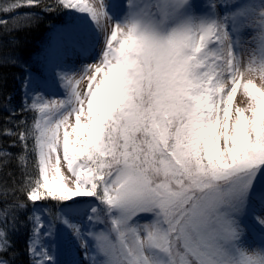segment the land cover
I'll use <instances>...</instances> for the list:
<instances>
[{
  "label": "snow or ice",
  "instance_id": "1",
  "mask_svg": "<svg viewBox=\"0 0 264 264\" xmlns=\"http://www.w3.org/2000/svg\"><path fill=\"white\" fill-rule=\"evenodd\" d=\"M41 3L0 0V49L37 16L20 9ZM55 8L84 19L59 29L49 50L71 42L94 62L51 64L62 98L32 88L19 112L7 108L0 264H15L20 228L31 264H264V0H55ZM11 66L24 68L31 88L30 67L0 51V67ZM26 112L30 122L16 120ZM13 160L19 182L6 171Z\"/></svg>",
  "mask_w": 264,
  "mask_h": 264
},
{
  "label": "trees",
  "instance_id": "2",
  "mask_svg": "<svg viewBox=\"0 0 264 264\" xmlns=\"http://www.w3.org/2000/svg\"><path fill=\"white\" fill-rule=\"evenodd\" d=\"M45 6H51L46 8ZM21 12L32 11L37 14L36 18L31 22L30 26L24 27L20 30L14 31L11 33V37L15 38V43L8 49H0V51H13L19 58L22 64H26L30 67L32 72L42 71V65L40 62L36 61L34 57L40 54L43 47H48L52 41V35L54 30L63 24L69 10L63 8H55V0H42L41 6L34 9H20ZM4 13H0V19H6ZM9 23V27H11ZM3 32V29H0V33ZM11 37L6 36L5 40L10 39ZM24 68L20 66H11V67H0V75H3L5 78L3 81V88L0 89V127L3 126L4 120L8 116V107H14L18 112L22 105L25 103V97L22 93V78L26 75ZM10 97V101L8 99ZM33 113L26 112L20 116L16 117V120L27 119L29 122L33 117ZM11 127L12 125H7ZM9 142L8 137L0 136V146L7 144ZM14 154H19L21 148L19 146L10 148ZM28 167H32V161L29 160ZM6 171H12L15 174L17 181L22 180L21 171L16 161L13 160L10 167ZM3 177V173L0 172V178ZM18 196L22 194L17 193ZM12 197H9L11 201ZM84 199H93L91 197H86ZM43 202V201H41ZM44 203V202H43ZM51 206V204H49ZM25 214H20V219L23 220ZM29 237V232L20 228L14 236L13 240L15 243V264H31V258L27 252V241Z\"/></svg>",
  "mask_w": 264,
  "mask_h": 264
},
{
  "label": "rangeland",
  "instance_id": "3",
  "mask_svg": "<svg viewBox=\"0 0 264 264\" xmlns=\"http://www.w3.org/2000/svg\"><path fill=\"white\" fill-rule=\"evenodd\" d=\"M122 2L126 3V0H122ZM67 19L66 21L61 24L60 26H58L53 34V40L51 41L50 44L53 43L54 38H56L57 34H58V30L63 28L64 26H66L70 20H79V21H83V16H80L78 14H72L70 13L69 10V14L67 15ZM44 44H42V51L40 52L39 55H37L36 57H34V59L38 62H40V65H42V71L40 72H32V77H33V83L31 88L26 89L23 85H22V93L23 96L25 97L26 93L27 95L31 96L32 94V88H36L37 91L42 92L45 96H47L48 98H62L63 95V89L59 86L58 81H54L53 76H52V68H51V64L53 63H60L63 65H66L68 68H75L78 69L81 64L84 63H93L94 61L92 59H85L86 55L89 54H81L78 50H76V48L73 47L71 42H66L65 45L60 48L59 50H56L55 48H52L51 50H49V46L48 47H43ZM99 47L100 45L96 46V50L99 51ZM46 50L50 51V55H49V67L45 68L44 63H43V59H44V55ZM59 70V69H57ZM253 82L259 87L261 85V80L259 78V73H256L253 75ZM84 82H81V87H83ZM242 99L241 96V92L240 90H238L237 92V96L234 98V103L238 104L240 102V100ZM84 198L86 197H79L78 199L84 200ZM85 201V200H84ZM38 206L41 208L44 207H50L49 204H45L43 202H38ZM65 230L63 228H61V236L65 235ZM58 259L63 261L65 259L63 253H61L58 256Z\"/></svg>",
  "mask_w": 264,
  "mask_h": 264
}]
</instances>
